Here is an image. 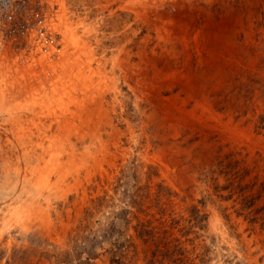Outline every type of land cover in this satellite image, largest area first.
Returning <instances> with one entry per match:
<instances>
[{"label":"rangeland","instance_id":"1","mask_svg":"<svg viewBox=\"0 0 264 264\" xmlns=\"http://www.w3.org/2000/svg\"><path fill=\"white\" fill-rule=\"evenodd\" d=\"M0 264H264V0H31L0 31Z\"/></svg>","mask_w":264,"mask_h":264},{"label":"built area","instance_id":"2","mask_svg":"<svg viewBox=\"0 0 264 264\" xmlns=\"http://www.w3.org/2000/svg\"><path fill=\"white\" fill-rule=\"evenodd\" d=\"M31 0H0V31L7 25L14 24L23 13Z\"/></svg>","mask_w":264,"mask_h":264},{"label":"bare ground","instance_id":"3","mask_svg":"<svg viewBox=\"0 0 264 264\" xmlns=\"http://www.w3.org/2000/svg\"><path fill=\"white\" fill-rule=\"evenodd\" d=\"M58 89V88H57ZM91 115V114H90Z\"/></svg>","mask_w":264,"mask_h":264}]
</instances>
